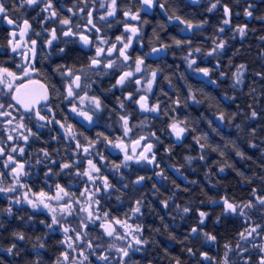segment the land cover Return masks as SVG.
<instances>
[{"label":"trees","instance_id":"trees-1","mask_svg":"<svg viewBox=\"0 0 264 264\" xmlns=\"http://www.w3.org/2000/svg\"><path fill=\"white\" fill-rule=\"evenodd\" d=\"M215 2L158 0L152 11L142 14L141 21H147H140L145 50L166 46L146 60L147 67L157 71L149 99L158 111L142 115L137 125V134H145L155 146V162H131L121 169L118 157L108 151L103 156L106 140L100 142L108 163V169L95 172L103 189L101 208L125 218L142 201L137 221L148 241L143 262L258 264L262 255L264 207L256 197L264 196V0H220L209 12ZM121 7L129 8L125 1ZM169 16L193 25L207 23L181 31L186 26ZM226 18L230 25H223ZM244 25L246 35L241 37L235 29ZM221 40L224 47L209 55ZM198 69H208V75ZM252 111L257 112L255 118ZM173 122L186 129L179 139L170 127ZM138 177L145 179L135 183ZM105 179L113 186L110 190L104 189ZM225 198L241 207L249 201L254 206L244 209L246 215L225 213ZM9 206L6 200L0 204V264H34L37 259L40 264H57L60 235L48 229L40 212L13 205L9 215L4 211ZM185 207L189 212L182 211ZM200 212L208 214L202 224ZM253 227L257 232L242 240L239 234ZM192 228L198 231L192 233ZM13 233H23L25 240ZM204 233L216 239L210 241ZM13 244L16 248L8 254Z\"/></svg>","mask_w":264,"mask_h":264},{"label":"flooded vegetation","instance_id":"flooded-vegetation-1","mask_svg":"<svg viewBox=\"0 0 264 264\" xmlns=\"http://www.w3.org/2000/svg\"><path fill=\"white\" fill-rule=\"evenodd\" d=\"M108 1L110 0H52L53 7L57 11L58 16L54 20L45 21L44 17L47 13L41 11L43 8L42 4L39 7L24 6L20 8L19 0H6V5L10 9L8 18L16 19L20 23L21 28H23V21L27 20L31 25L32 32L40 33V36L37 37L32 32H29L24 40H21L18 36L17 40L24 47L16 53L12 52L9 43L11 33L14 30L13 26L8 25L5 20H0V66L16 72L21 77L20 80L15 82L14 87L18 86L21 88L27 83L34 84V86L26 89L30 91L32 88V92L25 93V103L39 99L44 94V89L41 88V85L48 89L50 97L48 101L40 100L35 105L40 115L47 118L46 120H40L35 111L25 114L24 107L21 105H16L15 108L7 107L8 104L15 105L16 102L11 99L9 90L0 86V103L5 105V108L0 109V111L11 113V116L0 115V148L4 149V154L0 155V188H10L14 185L15 179L20 183V185L16 186L17 190L15 192L7 194L0 192V204L3 200L10 202L20 199L21 203L16 204L13 202L11 206L29 207L35 212H40L44 216L46 226L51 223L52 213L43 206L33 209L24 197L23 199L20 197V193L23 195L24 190H26L29 199H33L34 201L44 200L45 203L52 204V208H58L56 212L58 218L62 215L59 211L60 206L65 202L72 204L71 215L64 212L60 225L53 226L52 229L48 228L50 231L60 235L61 259L57 261V264H105V262L97 258L101 255L109 257L107 264H118L122 255L118 249L123 248L124 245L113 243V238L121 234L128 239L130 227L127 221L139 226L140 236L143 239V228L137 221L138 216L142 213L141 208L139 213L132 210L130 215L125 218L114 216L110 211L102 210L100 194L103 189L100 187L99 181H97L99 179L98 174H95L97 171L91 168L88 161L91 160L96 168L99 169L97 173L101 170H106L108 169V163H106L105 159H101V157L106 156V151H108L109 155L120 159V168L124 169L125 152L134 157V159L127 161L126 165L128 163L131 164V162H140L143 159L137 161L135 157L140 156L143 148L148 143H151V152L147 153L148 160L143 161L149 164L155 162V146L145 134H137L139 130L137 125L142 115L155 113L142 109L139 102L146 103L147 105L149 103V106L155 105L151 104L149 99V93L153 88L148 92L143 88L145 84L144 76L149 71H153L147 67L146 60L148 56L154 55V52L145 50L141 38L140 21L143 12L152 11L156 5L151 10H141L139 12L140 20L133 21L125 17L124 12L128 10L136 12L140 9V0H117L115 17H108L106 21H103L99 17L105 15L107 7L110 4ZM124 1L129 7L128 10L121 7V3ZM136 2L138 3V7L136 6ZM102 3L105 5L104 8L100 7ZM69 8L72 9V12L68 11ZM80 8H83L84 12H80ZM89 11L92 12L94 23L100 29L99 33L95 30L91 32L89 36V39L93 41L91 47L83 45L78 38L62 36L61 25L58 21L64 18H71L72 24L81 25L82 32L87 34V29L83 28V25L86 24L87 13ZM125 23L140 29L138 37L133 38L131 47L127 49L129 60L124 61L123 57H119L118 53L114 52L111 57L105 55L102 58L101 65L90 68V59L95 56L96 47L108 48L112 44H116L117 48L122 47L117 42L116 37L124 36L126 39L127 35L130 34L125 33ZM53 28L56 29V34L60 39L54 41L52 47L49 48L46 46L45 41L50 38V32ZM44 29H48V32H45ZM73 30L75 31L76 29L73 28ZM98 35L107 39L109 43H98L96 41ZM25 40H27V43H25ZM31 40L37 41L35 56L32 60L37 71L25 78L17 66L25 64L24 57L20 52H23L25 56H31ZM65 41L68 42L66 43ZM61 48H64V52H60ZM138 58L143 60V64L141 65V71L135 72L136 60ZM109 59L112 60L114 66L112 68H105L103 65ZM58 66H63L60 67L59 72L56 71ZM67 70H72L76 75L81 76V88L75 90L78 93V97L75 99H65L70 79L65 75H61V73ZM128 71H133L134 76L127 80L124 85L113 87L120 76ZM136 80L141 81L139 85L136 83ZM53 86L56 89L55 93L52 91ZM129 93L132 94L131 99L127 98ZM80 97H84L83 103H81ZM92 97L100 100L102 105L100 110L93 111L95 106L91 102ZM141 97H144L145 100L141 101ZM121 102L123 103V107H121ZM74 105L78 110H83L92 115V122L89 123L83 117L73 113L71 108ZM127 111L130 113L128 114ZM122 117H127L128 121L126 135ZM21 124L24 127H20ZM61 125H64V127H61ZM29 129L35 135H31L28 131ZM99 129L101 130L97 132ZM101 134L108 136L104 139L94 137V135ZM9 135L13 137L12 140H8ZM25 135L29 137L27 141L23 139ZM112 135L114 136L111 137ZM143 135L144 139L137 144V141ZM104 140H106L107 149L103 152L102 156L100 142H104ZM93 142H95L94 146H90ZM77 144L80 145L79 148H77ZM117 144H122L123 147H115L114 145ZM14 147H23L24 153L21 154L18 151L12 152ZM84 148H88L87 153L83 151ZM45 151L49 153L48 157L43 155ZM9 154L15 157V162L25 165L23 169L25 174L17 177L13 173V168L16 166L15 162L5 167ZM153 154L154 160L152 159ZM38 160L42 162L37 163ZM65 163L71 164L72 167L62 170L61 166ZM49 169H51L50 173ZM85 172L89 173L92 179L89 178V175H83ZM107 183L110 185L107 190L113 188L109 181ZM57 185L63 188L67 195L59 193L63 197L59 202L47 199L46 197L58 194ZM42 193L44 195H41ZM90 201L93 202V205L87 204L84 208L82 207V203ZM136 207L134 206V209ZM93 209L96 210L97 214L89 217L88 210L92 212ZM82 212L87 214L85 221L83 220ZM105 213H107V216ZM116 220L121 221V223L116 224ZM102 224L110 226L112 224V228L115 229L114 234L108 236L105 228L101 227ZM61 226L69 228L67 235H65ZM77 236H79V239H77ZM82 236H86L84 242L81 241ZM62 241L64 243H61ZM68 243L73 244L71 249L68 248ZM132 245L133 249L139 248L141 250L135 251L130 249L129 257L124 258L126 264H155L154 261L145 260L146 262H143L142 249L145 248V244ZM81 247L84 251V258L82 260L79 259L80 253H75V250ZM65 253L68 256L67 260L64 259L63 254Z\"/></svg>","mask_w":264,"mask_h":264},{"label":"snow or ice","instance_id":"snow-or-ice-1","mask_svg":"<svg viewBox=\"0 0 264 264\" xmlns=\"http://www.w3.org/2000/svg\"><path fill=\"white\" fill-rule=\"evenodd\" d=\"M158 3V0H140V9H138L136 12H132L131 10L125 11L124 15L125 17L129 18L130 20L133 21H139L140 20V15L139 12L141 10H150L152 9L156 4ZM220 3V0H216L215 3H212L211 6L208 8V11L211 12L214 9L217 8V5ZM43 5V8L41 9L42 12L47 13V15L44 17L45 21H49V20H54L57 18L58 13L55 10V8L53 7V3L52 0H19V7L23 8L24 6L27 7H39L40 5ZM101 8H104L105 5L102 3L100 5ZM161 8H163L164 6L161 4L160 5ZM251 7V6H249ZM69 12H72V9L69 8L68 9ZM80 12H84L83 8L79 9ZM117 12V0H111V3L108 5L107 7V11L105 13V15L100 16L99 19L106 21L108 17H115ZM224 13L226 17L230 16V9L225 5L224 6ZM10 15V9L7 7L6 5V0H0V20H5L6 23L8 25L13 26V31L11 33V40L9 41L10 45H11V50L12 52L16 53L18 52L20 49H22L24 47L23 44H21L19 42V40H17V37L19 36V38L21 40H24V38L27 36V34L29 32H32L31 29V25L29 24V22L27 20L23 21V28L20 27V23L16 20V19H11L8 18ZM73 15H75V13H73ZM245 15L251 17L252 16V12L249 11L248 9H245ZM169 20H176L179 21L181 24H184L186 27L182 28L181 31H185V30H190L193 27H200L201 24H205L207 23V21H202L201 24H197V25H193L190 21H184L181 20V18L179 16H169ZM59 24L61 25V34L63 37H75L78 38L79 41H81L83 43V45L91 47L93 44V41L89 39V36L91 34V32L93 30H95L97 33L100 32V29L97 28L96 24L94 23L93 20V16H92V12L89 11L87 13V21L86 24L83 25V28L87 29V34H84L81 30V25L77 24V25H73L72 24V20L71 18H64V19H60ZM141 23H147V21H141ZM223 25H230L231 21L230 19L226 18L223 20ZM246 25L244 26H237V28L235 29V31H237L239 33V35L241 37H244L246 35ZM73 28H75L76 30L74 31ZM45 32H48V29H44ZM220 32L224 31V28L221 27L219 29ZM140 32V29L136 26H129L127 23H125V33H130L129 35H127L126 39L124 36H118L116 37V40L118 43H120L122 45V47L117 48L116 44H112L111 47L108 48H102V47H96V54L94 57H92L90 59V68H94L96 66L101 65L102 63V58L107 55L108 57H111L112 53L117 52L119 57H123L124 61H128L129 60V56L127 55V49L129 47H131L132 42H133V38H137L138 37V33ZM33 35H36L37 37L40 36V33H35L32 32ZM58 39H60V37L57 36L56 34V29L53 28L50 32V38L47 39L45 41L46 46H48L49 48L52 47L53 42L57 41ZM264 39V38H262ZM96 41L100 44H108L109 41L107 39H104L101 36H97L96 37ZM66 43L68 41H65ZM25 43H27V40H25ZM175 43L177 45H179L181 43V41H175ZM37 41L36 40H31V56H25L23 52H20V54L24 57V61L25 64L23 66L18 65L17 67L20 69V72L22 73L23 77L27 78L31 75V73L36 72L37 70L34 67V64L32 63V60L34 59L35 56V47H36ZM225 45L224 41H220L219 43L216 44V46L212 49V51L210 53H208L209 55L218 52L220 49H222ZM162 47H166V46H162ZM161 49L158 48H153L152 51L153 52H157L160 51ZM196 51H200L199 49H196ZM60 52H64V48L60 49ZM191 63H195V61H191ZM191 63H190V67H191ZM143 64V60L142 59H137L136 60V65H135V72H140L141 71V65ZM105 68H112L114 66L113 62L111 59L108 60V62L106 64L103 65ZM60 67L63 66H58V68L56 69V71H60ZM241 69L243 68V65L240 66ZM198 71L203 72L204 75H208V69H198ZM61 75H65L70 79V83L67 85V91H66V97L65 99L68 98H77L78 97V93L75 91L76 89H80L81 88V84H80V79L81 76L80 75H76L72 70H67L66 72H62ZM156 73L153 72L152 76L153 79L155 78ZM134 76V73L132 71H128V72H124L120 78L116 81V84L113 85V87L116 86H122L124 85V83L129 80L130 78H132ZM21 77L17 75L16 72L10 71L8 68L0 66V86H3L4 88L9 90V94H11V99L13 101L16 102V104H8L7 107L9 108H15L16 105H21L24 107L25 110V114H30L31 112L35 111L36 115L39 117L40 120H46L47 118L45 116H41L40 112L35 108V105L39 103L40 100H44V101H48L50 99L49 95H48V89L45 88L43 85H41V88L44 89V94L39 98V99H35L32 100L28 103H25L24 99H22L20 93H21V88L20 87H14V84L16 81L20 80ZM239 79V78H238ZM136 83L139 85L140 84V80H136ZM152 86V80L148 81L147 87L150 90ZM52 91L53 93H55L56 89L55 86L52 87ZM128 99L132 98V94L129 93ZM194 99V97H193ZM84 97H80V101L81 103H83ZM145 98L141 97V101H144ZM71 102V101H70ZM91 102L92 104H94V109L95 110H100L102 108L101 102L98 98L96 97H92L91 98ZM140 106L142 109L145 110H151V111H157L158 108L157 106H153L152 109H148L147 104L146 103H142L139 102ZM121 107H123V103L121 102ZM5 105L3 103H0V109H4ZM18 110V109H17ZM71 111L81 117H83L85 120H87L89 123L92 122V115H90L88 112H85L83 110H78L77 107L74 105L71 108ZM0 115L3 116H11L10 112L7 111H0ZM251 116L253 118H255L257 116V112L256 111H252ZM220 119H223V116L220 117ZM122 120L124 121V126L126 129L125 135L127 134L128 128V121H127V117H122ZM51 122V121H49ZM9 123H11V121H9ZM59 123V122H57ZM20 127H24L23 124L20 125ZM61 127H64V125H61ZM172 132L175 134V136L177 137V139L181 138L182 134L186 131L185 128L180 127L178 122H174L170 125ZM31 133V130H28ZM253 132H255V130H253ZM31 135H35V133H31ZM102 135V134H101ZM153 135H155L153 133ZM13 137L11 135L8 136V140H12ZM23 139L25 141H27L29 139V137L27 135L23 136ZM141 139L143 140L144 138L141 137ZM94 143L90 146H94ZM109 143H111V141H109ZM137 144H139V141H137ZM115 147H123L122 144H117L114 145ZM254 146V145H253ZM80 145L77 144V148H79ZM151 145H148L146 151L147 152H151ZM201 147H203V145H201ZM19 152L21 154L24 153V148L23 147H19L16 148L14 147L12 149V152ZM84 152H88V148H84L83 149ZM4 154V149L0 148V155ZM43 155L45 157L49 156V153H47L46 151L43 152ZM101 159H103V157H101ZM134 159L133 156L131 155H127V153L125 154V166L126 162L129 160ZM135 159H137V161H139L140 159L143 160H148V157L146 155H144L143 153L140 154V156L135 157ZM154 160V154H153V158ZM189 161L191 160V158H188ZM15 162V157L12 156L11 154L8 155V162L6 163L5 167L8 166V164H11ZM42 161H37V163H41ZM152 162V161H149ZM89 165L91 166V168L95 171H99L98 168H96V166L92 163L91 160L88 161ZM15 167L13 168V173L19 177L21 174H25L23 172V169L25 167L24 164H20L19 162H15ZM72 167L71 164L69 163H65L61 166L62 170L63 169H67ZM119 167V166H117ZM223 170V169H221ZM51 172V169H49V173ZM79 174V173H78ZM46 175H48V173H46ZM83 175H89V178L92 179L91 175L87 172L83 173ZM162 175V173H161ZM145 179V177H138L137 181L135 183H140L141 181H143ZM110 187V185L107 183V180L105 179L104 182V188L108 189ZM17 189L16 187H10V188H0V192H4L5 194L10 193V192H15ZM57 191L58 194L54 195L52 197H46L47 199H51V200H55V201H60L62 200V195H60L59 193H63V195H67L66 192H64L63 188H61L59 185H57ZM255 192V190H253ZM41 195H44L43 193ZM24 199L27 201L28 204L31 205V207L33 209H37L41 206H43L44 208L48 209L49 212L52 213V217H51V223L47 225V227L49 229H52L53 226H58L60 225V221L62 219V216L60 218L57 217L56 212L57 209L52 208L50 204L45 203L44 200H39V201H34V200H30L27 199V194H25ZM257 201L259 202L261 207H264V196H257L256 197ZM16 203L19 204L21 203L20 199H16L15 201H10V206L5 209L4 211H6L9 215L12 214V208H11V203ZM224 212L225 213H237L239 212L242 215H246V213H244V209L245 208H252L254 205L252 204L251 201L248 202V204L243 205V207L236 205L234 203H230L226 198L224 199ZM142 203V201H137V205H140ZM165 207H167V201L164 202ZM71 209H72V204L65 202L63 205L60 206L59 211L61 213L67 212L69 215H71ZM134 212L139 213L140 212V207L137 206L135 209H133ZM182 211L184 213L189 212V208L185 207L182 209ZM88 215L89 217H91L92 212L90 210H88ZM105 215L107 216V213H105ZM208 214L206 212H200L199 216H200V223L202 224L204 222V219L206 218ZM219 220V218H218ZM116 224H120L121 221L116 220L115 221ZM62 227L63 232L65 233V235H67V233L69 232V228L68 227ZM101 227L105 228L106 230V234L108 236H112L114 234L115 229L112 228L110 225H101ZM259 227V226H257ZM74 231V230H73ZM140 231L139 228L136 229V232L138 233ZM198 231L197 228H192L191 232L192 233H196ZM247 231V235H245V233H240V237L242 240H247L248 237H251L253 235V233L257 232V228L253 227L250 230H246ZM129 236L132 237V239L135 241V245H143V244H147L148 241L145 239H142L141 237H139L138 235L134 234L133 232H129L128 233ZM13 236L19 240V241H23L25 240V236L23 233H13ZM204 236L206 237V239L210 240V241H214L216 239L215 236L211 235L210 233H204ZM39 239V238H37ZM69 239H71V237H69ZM77 239H79V236H77ZM121 239H124V237H121ZM61 243H64V241H62ZM39 247H43V244H40ZM73 244L72 243H68V248H72ZM89 247H91V245H89ZM114 247V246H112ZM237 247L239 248V245H237ZM16 248V245L13 244L10 247H8L6 249L8 254H13L14 249ZM130 249H133V245L130 243L127 247L124 248H120L118 249V251L122 254L120 261L118 262V264H126V261L124 260L125 257H129L130 255ZM133 250L135 251H140L141 249L139 248H134ZM240 251H245V249H240ZM188 252L191 255H195V253L192 252V249H188ZM260 252L262 253L258 264H264V246H260ZM16 255H18L19 253H15ZM64 255V259L67 260L68 256L67 253L63 254ZM205 259H209L207 253H202L201 254ZM99 260L105 262V264H107V262L109 261V257L107 255H101L97 257ZM34 264H40L39 259H37ZM177 264H179V261H177ZM245 264H249L248 261H245Z\"/></svg>","mask_w":264,"mask_h":264},{"label":"rangeland","instance_id":"rangeland-1","mask_svg":"<svg viewBox=\"0 0 264 264\" xmlns=\"http://www.w3.org/2000/svg\"><path fill=\"white\" fill-rule=\"evenodd\" d=\"M108 2H110L111 3V0L110 1H108ZM158 49H163L162 47H160V48H158ZM160 51H157V52H154V54H158ZM133 72V71H132ZM153 72H155L156 73V75H155V78L153 79V76H152V73ZM156 76H157V71H149L145 76H144V79H145V84L143 85L144 87V89L146 90V92H148V91H150L152 88H153V86H154V83H155V79H156ZM149 80H152V86H151V89L149 90L148 89V87H147V84H148V81ZM141 82V81H140ZM153 106H157V105H153ZM153 106H149V103H148V105H147V107H148V109H152V107ZM158 108V107H157ZM147 111H151V110H147ZM158 111V110H157ZM157 111H152V112H157ZM174 123V122H173ZM179 123V125L181 126V123L180 122H178ZM175 135V134H174ZM127 153V155H130L128 152H125V154ZM131 156H133V155H131ZM18 185H20V183H19V181L17 180V179H15L14 180V185L13 186H11V187H16V186H18ZM88 189V188H87ZM25 194H27V199H29V197H28V192L26 191V190H24V192H23V195H22V193H20V197L23 199V197H25ZM22 195V196H21ZM30 200H33V199H30ZM83 205H82V207L84 208V206L85 205H87V204H89V205H93V202L92 201H90V202H84V203H82ZM51 206H52V204H50ZM42 207V206H41ZM41 207H39V208H41ZM91 207V206H90ZM92 208V207H91ZM58 209V208H57ZM49 211V210H48ZM97 214V212H96V210L95 209H93L92 210V216H95ZM62 215H64V213H62ZM61 215V216H62ZM82 215H83V220L85 221V219H86V215L87 214H85V212H82ZM127 223H128V226L130 227V230H129V232H133L134 234H136V235H138L139 237H141L140 236V231L137 233L136 232V229L137 228H139V226L137 225V224H135V223H131L130 221L128 222L127 221ZM140 229V228H139ZM250 230V229H249ZM245 235H247V231H246V234ZM129 236V235H128ZM121 237H124L123 235H121V234H119V235H116L114 238H113V243H119V244H121V245H124V247H127L130 243L131 244H135V241L132 239V237L131 236H129L128 237V239L126 238V237H124V239H121ZM253 238V237H252ZM123 247V248H124ZM83 248L81 247V248H77L76 250H75V253L77 252V253H80V255H79V259L80 260H82V258H84V251L82 250Z\"/></svg>","mask_w":264,"mask_h":264},{"label":"water","instance_id":"water-1","mask_svg":"<svg viewBox=\"0 0 264 264\" xmlns=\"http://www.w3.org/2000/svg\"><path fill=\"white\" fill-rule=\"evenodd\" d=\"M150 10H151V9H150ZM31 86H34V84L27 83L26 85H23V86L21 87V93H20V95H21L22 99H25V96H26L25 93H26V92H27V93L32 92V88L30 89V91H27V90H26L28 87H31ZM27 95H29V94H27ZM29 96H31V95H29ZM141 137L144 138V135L141 136ZM141 137H140V139L138 140L139 142L142 140ZM148 145H151V143H148V144L143 148V150H142V152H141V153H143V154L146 155V156H147V153H148V152L146 151ZM147 157H148V156H147ZM107 224H109V222H107ZM111 227H112V224H111Z\"/></svg>","mask_w":264,"mask_h":264}]
</instances>
